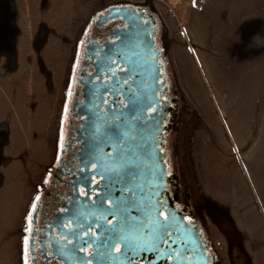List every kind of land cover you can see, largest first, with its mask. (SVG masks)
Listing matches in <instances>:
<instances>
[{"label":"rangeland","instance_id":"374dc122","mask_svg":"<svg viewBox=\"0 0 264 264\" xmlns=\"http://www.w3.org/2000/svg\"><path fill=\"white\" fill-rule=\"evenodd\" d=\"M108 4L158 23L176 89L167 163L220 264H264V0H0V264H21L76 44Z\"/></svg>","mask_w":264,"mask_h":264},{"label":"snow or ice","instance_id":"6c2138e0","mask_svg":"<svg viewBox=\"0 0 264 264\" xmlns=\"http://www.w3.org/2000/svg\"><path fill=\"white\" fill-rule=\"evenodd\" d=\"M110 11L122 14L127 24L113 42L93 49L85 46L93 73L69 75L53 138L58 176H44L25 209L22 264H35L33 225L43 199L39 189L65 175L72 177L67 181L70 194H60L66 197L63 204L55 197L60 214L55 225L48 226V231L59 230L52 248L61 257L74 264H177L190 251L189 230L181 226L170 204L175 172L165 161L163 147L168 101L155 27H149L155 22L135 10ZM97 22L107 21L98 17ZM260 46L264 47V37ZM75 64L74 57L73 71ZM74 83L84 85L86 102L73 103L80 107L77 117H84L76 138L81 148L77 166L65 168V122ZM40 235L47 242L44 229ZM49 252L51 248L42 244L41 255Z\"/></svg>","mask_w":264,"mask_h":264},{"label":"flooded vegetation","instance_id":"af4514ba","mask_svg":"<svg viewBox=\"0 0 264 264\" xmlns=\"http://www.w3.org/2000/svg\"><path fill=\"white\" fill-rule=\"evenodd\" d=\"M126 7V9L135 10L139 13H143L144 20L152 21L154 20V25L151 23L149 27H155V38L154 43L156 47L159 49V61H162V73L166 80V87L164 90V96L166 97L168 103L166 105L167 111L165 113V122H166V130L163 132V137L167 131H169L172 127V124L176 122V89L175 83L173 81L171 72L168 69V61L163 51L159 48L157 44L158 40V23L154 19V17L144 8L124 5V4H108L96 12H94L86 24L83 34L82 40L76 44L74 57L76 58L75 71H73V61L70 65L69 75H74L76 77H80L81 75L86 76L89 73H93L94 65L88 61L85 57V46H89V49H93L96 47H103L108 42H113L115 40L116 34L120 33L126 26L127 22L122 20L121 16H117L115 11H110L114 8H122ZM116 9V10H118ZM98 17H102L103 20L107 22H97ZM115 17V18H114ZM152 17V18H151ZM90 25V26H89ZM86 33V34H85ZM79 51V57H76V52ZM89 55H91V51L89 50ZM116 69H114L115 71ZM76 93H80L77 95ZM84 85L80 83H74L73 85V95L68 100L69 113L68 120L65 122V149L62 155V160L65 168H74L78 164V150L81 148V141L78 138L81 134L77 131V129L81 126L82 119L77 117V113L80 112V107H73L74 102H86V98L84 96ZM65 101V94L64 100ZM61 113V111H60ZM70 145V146H69ZM164 147V145H163ZM165 152V149H164ZM166 154V153H165ZM165 161L167 163V157L165 155ZM168 165V163H167ZM51 173L53 176H58V169L56 167V162L52 160L51 164L45 170L43 175L47 176ZM42 177V178H43ZM72 177L65 175L61 178L55 180L54 184L43 185L39 190L43 196V199L40 203V211L38 213V219L36 224L33 227L37 230V235L35 239V264H74L72 260H68L66 258L61 257L55 250L52 248L53 238L59 239V230L53 227L52 231H48L49 225H55L56 216L60 213L58 212V208L60 205L57 204L55 197L60 196V204H63L65 200V196H61V193L70 194L69 186L67 181L71 180ZM41 181L37 184L40 185ZM82 187V186H81ZM181 187H183V183L179 182L178 179L175 178L174 186L172 191V200L170 204L176 211L179 213L177 216V220L180 221L182 227H186L189 230V239L190 243L187 244L190 251L185 254L186 259L182 261H178L177 264H220L215 252L211 248L208 243L207 236L202 226L200 225L195 214L185 205V200L181 198ZM54 189V190H53ZM37 191V187L35 193ZM51 191V195H48V192ZM35 195V194H34ZM187 218V219H182ZM64 230L67 231V221H63ZM23 225L21 228V250H22V237L25 234L23 232ZM41 229H44L45 234L48 238L47 242L44 237L40 235ZM63 243V242H61ZM45 244L46 247L51 248V252L47 255H41V245ZM183 247V245L181 246ZM21 259V254H20ZM22 264V260H21ZM172 264V262H169Z\"/></svg>","mask_w":264,"mask_h":264},{"label":"crops","instance_id":"0c3cea01","mask_svg":"<svg viewBox=\"0 0 264 264\" xmlns=\"http://www.w3.org/2000/svg\"><path fill=\"white\" fill-rule=\"evenodd\" d=\"M2 114H3V116L0 117V119H1V118H5V115H6L5 111H3ZM0 116H1V114H0ZM5 148H7V146H6Z\"/></svg>","mask_w":264,"mask_h":264},{"label":"water","instance_id":"95a60500","mask_svg":"<svg viewBox=\"0 0 264 264\" xmlns=\"http://www.w3.org/2000/svg\"><path fill=\"white\" fill-rule=\"evenodd\" d=\"M126 7H122V8H120V9H125ZM116 9H118V8H114V9H111V10H116ZM120 9H118V10H120ZM152 18V17H151ZM152 21H154L153 20V18H152Z\"/></svg>","mask_w":264,"mask_h":264}]
</instances>
